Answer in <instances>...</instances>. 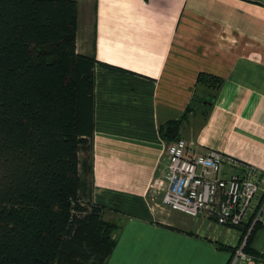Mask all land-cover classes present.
<instances>
[{
  "label": "crops",
  "instance_id": "1",
  "mask_svg": "<svg viewBox=\"0 0 264 264\" xmlns=\"http://www.w3.org/2000/svg\"><path fill=\"white\" fill-rule=\"evenodd\" d=\"M76 1L77 52L98 61L93 201L119 225L107 264H264L218 249L238 246V231L164 206L160 133L185 112L199 73L214 74L225 84L208 119L182 136L197 154L216 150L264 172V0ZM253 247L264 254V228Z\"/></svg>",
  "mask_w": 264,
  "mask_h": 264
},
{
  "label": "trees",
  "instance_id": "2",
  "mask_svg": "<svg viewBox=\"0 0 264 264\" xmlns=\"http://www.w3.org/2000/svg\"><path fill=\"white\" fill-rule=\"evenodd\" d=\"M76 0H0V264H107L119 225L93 201L94 57L77 52ZM225 80L199 73L183 115L160 127L166 145L208 119ZM262 221L236 228L253 247ZM251 230V231H250Z\"/></svg>",
  "mask_w": 264,
  "mask_h": 264
},
{
  "label": "built area",
  "instance_id": "3",
  "mask_svg": "<svg viewBox=\"0 0 264 264\" xmlns=\"http://www.w3.org/2000/svg\"><path fill=\"white\" fill-rule=\"evenodd\" d=\"M165 156L170 182L162 203L168 209L194 219L204 215L234 230L249 223L253 228L258 221L264 225L263 171L216 150L197 154L184 138L167 144ZM225 165L237 173L224 176ZM244 245L245 242L234 263L251 260L243 252Z\"/></svg>",
  "mask_w": 264,
  "mask_h": 264
},
{
  "label": "rangeland",
  "instance_id": "4",
  "mask_svg": "<svg viewBox=\"0 0 264 264\" xmlns=\"http://www.w3.org/2000/svg\"><path fill=\"white\" fill-rule=\"evenodd\" d=\"M201 121H202V116H200L199 117V119L195 122H192V125H190V131H189V133L191 134V133H193V132H195V130L197 129V128H199L200 127V123H201ZM191 128H193V129H191ZM188 133V134H189ZM188 134H186V133H184V135L182 136V138H184V139H186L187 141H188V138L190 137ZM167 210V209H166ZM172 215H173V219H176V218H180L179 217V215L178 214H176V213H172ZM178 216V217H177ZM184 217V216H183ZM186 219H188L189 220V218H187V217H185ZM183 219V218H182ZM182 219H180V220H182ZM191 221V220H190ZM182 222H186V220H183ZM194 224V223H193ZM237 231V230H236ZM238 233H240V231H238ZM239 251V250H238ZM237 251V252H238Z\"/></svg>",
  "mask_w": 264,
  "mask_h": 264
}]
</instances>
